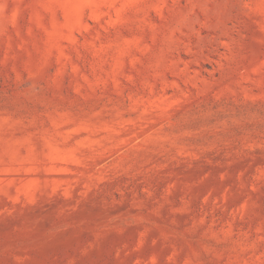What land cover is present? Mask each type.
Returning <instances> with one entry per match:
<instances>
[{
  "label": "rangeland",
  "instance_id": "rangeland-1",
  "mask_svg": "<svg viewBox=\"0 0 264 264\" xmlns=\"http://www.w3.org/2000/svg\"><path fill=\"white\" fill-rule=\"evenodd\" d=\"M0 264H264V0H0Z\"/></svg>",
  "mask_w": 264,
  "mask_h": 264
}]
</instances>
